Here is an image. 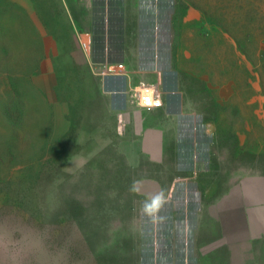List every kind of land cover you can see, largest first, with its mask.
Returning <instances> with one entry per match:
<instances>
[{
    "label": "rangeland",
    "instance_id": "374dc122",
    "mask_svg": "<svg viewBox=\"0 0 264 264\" xmlns=\"http://www.w3.org/2000/svg\"><path fill=\"white\" fill-rule=\"evenodd\" d=\"M124 1L137 42L143 8L151 11L158 42L173 50L186 90L198 100L201 126L233 131L222 143L253 148L245 169L264 174V0ZM81 2L0 0V264H264V239L203 258L196 234L194 247L182 248L176 230L151 232L136 176L108 145L100 150L111 131L70 130L69 111L55 119L57 101L69 106L75 72L63 58L56 82L45 84L52 66L44 60L55 50L46 38L76 35L80 47L90 33L66 24L70 9L85 19ZM94 46L93 37V59L102 63ZM118 145L125 149L122 139ZM181 219L172 216L170 226Z\"/></svg>",
    "mask_w": 264,
    "mask_h": 264
},
{
    "label": "crops",
    "instance_id": "0c3cea01",
    "mask_svg": "<svg viewBox=\"0 0 264 264\" xmlns=\"http://www.w3.org/2000/svg\"><path fill=\"white\" fill-rule=\"evenodd\" d=\"M115 1L100 0L99 12L94 9L97 0H83L80 9L85 19L70 9L72 21L68 19L66 25L74 24L95 38L97 61L127 64L142 74L134 77L135 83L141 78L160 83L166 94L165 105L152 111L131 105L125 78L95 77L77 43L78 37L72 35L70 39H75L76 46L68 47L69 37L54 33L46 40L55 45V50L44 60L51 63V73L44 74L42 80L45 84L52 78L56 82L63 58L71 72H75L70 82L69 106L56 100L55 119L60 117L58 112L63 117L62 113L66 116L69 111L70 130L111 131L108 143L104 142L100 150L105 151L108 145L136 176L133 183L137 185L139 201L149 202L153 195L164 192L166 203L151 216V232H161L164 225L176 230L182 248L192 247L196 234L198 244L194 246L203 258L264 239V174L246 170L243 162L245 156L257 152L246 143L223 144L222 135L232 136L233 131H206L201 126L198 100L187 92L180 76L185 71L175 63L173 50L165 42H158L157 24L155 19L148 18L149 8H143L147 15L143 17L137 42L134 19L127 14L125 1L121 0V7ZM129 6L130 10L135 7L131 3ZM138 9L142 13L140 4ZM121 118L123 130L119 127ZM117 131L123 133L119 136ZM120 139L124 150L118 145ZM227 175L232 177L227 180ZM172 216H180L182 221H176L177 225L172 227Z\"/></svg>",
    "mask_w": 264,
    "mask_h": 264
},
{
    "label": "built area",
    "instance_id": "2783aa9c",
    "mask_svg": "<svg viewBox=\"0 0 264 264\" xmlns=\"http://www.w3.org/2000/svg\"><path fill=\"white\" fill-rule=\"evenodd\" d=\"M80 47L87 58L91 73L95 77L105 78H125L129 86L126 95L129 103L143 110L152 111L162 108L165 105V91L160 83H149L141 78L137 83L134 77L142 75L140 72L130 71L124 63H97L93 59V37L85 34L80 37ZM120 125L124 127V120L120 119Z\"/></svg>",
    "mask_w": 264,
    "mask_h": 264
},
{
    "label": "clouds",
    "instance_id": "9594fccd",
    "mask_svg": "<svg viewBox=\"0 0 264 264\" xmlns=\"http://www.w3.org/2000/svg\"><path fill=\"white\" fill-rule=\"evenodd\" d=\"M166 203V197L163 191H160L153 195L149 202H147L144 206V211L148 213L150 216H154L156 212L163 207Z\"/></svg>",
    "mask_w": 264,
    "mask_h": 264
}]
</instances>
